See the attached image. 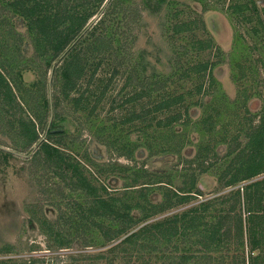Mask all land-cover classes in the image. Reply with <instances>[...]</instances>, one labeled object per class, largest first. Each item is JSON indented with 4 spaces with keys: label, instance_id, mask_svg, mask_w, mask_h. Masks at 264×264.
Here are the masks:
<instances>
[{
    "label": "rangeland",
    "instance_id": "obj_1",
    "mask_svg": "<svg viewBox=\"0 0 264 264\" xmlns=\"http://www.w3.org/2000/svg\"><path fill=\"white\" fill-rule=\"evenodd\" d=\"M8 1L0 0V145L28 156L0 151V264H11L10 257L27 258V264H264V172L228 185L248 175L240 160L253 154L264 166V0H121L122 11L143 7L129 33L131 51H123L131 62L122 68L95 58L96 45L77 44L84 34L55 58L59 35L51 30L69 12L49 32L33 19L29 23L45 13L41 5L33 16L23 15ZM68 54L73 61L66 64ZM80 61L85 70L76 79ZM143 63L145 75L138 69ZM3 77L25 108L11 102ZM50 90L52 135L46 133L51 102L43 104ZM167 99L170 109L157 112L161 122L148 124L155 113L138 116ZM27 115L38 140L44 137L59 152L34 149L38 142L31 140ZM195 177L190 203L155 213L153 203L168 205L172 190L189 189ZM258 180L248 201L225 218L232 191ZM210 200L214 220L223 223L214 235L206 231L209 218L198 217L188 229L186 222L174 223L177 234L149 233L152 249L145 252L138 250L142 241L107 249L121 239L105 248L84 247L80 240L54 251L48 245L50 223L58 219L64 237L83 236L92 220L111 223L103 217L112 216L110 205L138 221L149 212L137 229Z\"/></svg>",
    "mask_w": 264,
    "mask_h": 264
},
{
    "label": "trees",
    "instance_id": "obj_2",
    "mask_svg": "<svg viewBox=\"0 0 264 264\" xmlns=\"http://www.w3.org/2000/svg\"><path fill=\"white\" fill-rule=\"evenodd\" d=\"M26 0H12L8 1L6 4L7 6H13L18 8V11H22L23 15H32L36 9L39 8L41 5L40 11H45V13H41V15H38V17H31L29 19V23L31 24V20L33 19L34 22L41 26L42 30H48L54 28L57 23H59V19L63 17V13H68L64 17L67 18L65 23L61 25V27H56L55 29H52V33H57L59 35V44L55 46V51L53 52V56L56 58L58 55H60L69 45L73 43V41L86 29L87 25L94 19V17L102 10L107 0H37L34 1L33 4H26L24 5V2ZM148 1V0H145ZM42 2V3H40ZM147 3V2H146ZM143 4V3H142ZM122 1L121 0H109L108 4L105 6L104 11L102 13V16L99 18V20H96L94 24L84 33V35L80 38V40L77 42V44L85 46L88 45L92 47V45H96V51L94 57L100 60L108 61V66L112 67H119L122 68L124 63H130L131 59L126 55L123 51H131V45L132 41L129 38V33L133 29L137 23L140 22L141 18H143L142 8L131 6L128 11L125 7V10L122 11ZM101 7V8H100ZM242 8V7H240ZM77 13V15L75 14ZM46 14V16H45ZM51 17L53 21L51 22ZM63 17V19H64ZM43 32V31H41ZM45 33V32H44ZM47 43V41H46ZM116 43L118 46L116 45ZM66 64L67 62L70 63L73 61L71 60V54H68L66 56ZM127 60V61H126ZM79 64V71L76 72V79L80 77V74L85 70L83 69V64L81 61L78 62ZM84 65V64H83ZM57 67V66H56ZM55 67V69H56ZM148 65L143 63V65H140L138 67L139 72L142 75L146 74V70L148 69ZM67 73L66 76H69V71L66 69ZM115 71L111 73L114 74ZM65 76V77H66ZM152 77L155 79L156 83H159V80L161 79L159 76V72L155 69L154 73L152 74ZM71 80V79H70ZM69 80V81H70ZM3 86H5L6 91L9 94V97L11 99V102L20 108H25L24 102L21 99L20 95L16 94L13 90L11 83L7 80L6 77H3ZM73 86V85H72ZM104 86V84H102ZM71 88V85L67 87V92ZM157 90V87H156ZM78 104L82 103V97H78L76 99ZM168 100V99H167ZM48 103H50V100L48 99L47 95L43 98V104L48 107ZM171 104L168 101H157L153 104V107L150 109H143L142 112L139 113V117H143L144 119L147 118L148 113H155L153 117H149L148 124H153V120H158L161 122L163 119L158 118L157 112L159 111H165L166 109H170ZM51 107V105L49 106ZM145 113V114H144ZM29 116V117H28ZM177 117H175L173 120L176 121ZM170 120V119H169ZM24 121H27L29 124V129H32V126H35V121L33 117L30 115H27V118L24 119ZM53 122V121H52ZM51 125L55 124L52 123ZM28 125V124H27ZM49 127V129L46 131L48 135L56 134L54 132V125ZM33 136L32 141L38 142L40 139L39 134L37 130L32 129ZM61 132H57L59 134ZM39 145H41V148H47L48 146H51L52 151L59 152V149L56 145H51L46 139H44ZM39 147V146H38ZM37 147V148H38ZM0 151H3L5 153H10L6 149H1ZM255 155H250L247 160L242 159L239 161L240 167H246V172L248 175L246 177H243V175L240 178H233L232 182H230L228 185L233 184L232 186H236V184L239 183V181L255 177L261 173L264 172V166L262 164L263 161H260V163H256L255 160L257 159L254 157ZM256 156H259V151L256 153ZM228 159L229 156H228ZM228 161V160H227ZM230 163V162H229ZM257 164V165H256ZM256 166V167H254ZM196 180V181H195ZM195 180L190 185L189 189H178L181 192L173 191L172 196L167 200L168 205H163L160 203H153V206L155 207V213L165 212L168 209L174 208L175 205H182L187 202H189L192 199L193 192L192 188L196 185L197 177H195ZM261 183L260 180L255 181L251 185H246L243 187H238L237 189L232 191L231 197L234 198L232 203V208L229 209L233 210L237 204L240 206L244 205L248 199H249V189L253 186H257ZM199 188V187H198ZM200 189V188H199ZM75 192H77V188H74ZM170 193H168L169 195ZM229 194H224L223 197H227ZM222 196L217 197L221 199ZM79 200V199H76ZM216 201V200H215ZM190 203V202H189ZM78 201L75 202L74 205L69 204L70 209L77 207ZM212 204H215V202L212 203L210 200L208 203L205 201H202V204L200 206L194 205L190 207L189 209L183 210L182 212H177L171 215V218L161 220L157 223H145L144 225L140 226L139 228L135 229L139 222L144 221L148 219L149 212L145 213L141 220L138 221L134 216H131L129 212H121L119 207H116L115 205H110L112 216L107 215L106 213L103 215V217L107 220H110L111 223H105L101 219H99L100 223H94L95 220H92L88 231H85L83 233V236L81 234H76L75 236L69 235L68 237H64L65 233H63L62 223L63 220L58 219L53 221L51 224V227H49L52 231L49 232V248L51 250H59L62 248H70L66 246H71L73 244L74 240H80L81 243L85 246L89 245H96L98 247L107 246L112 242V240H118L121 239L117 244L112 245L110 248H107L109 250H115L116 247H118L120 244L123 245L125 243L131 244L133 248H135V243L142 241V244L139 246L140 251H149L152 249V247L147 244L149 241V233H157L160 232V235L165 234V232H171L173 234H177L179 231V228L177 227V224L174 223H180V221L186 222L188 225L186 226V229L192 226V224L195 222L196 218L198 217H208L207 222L211 225H214L213 228L207 225L206 231L209 234V230L211 232V235H214L218 230L223 226V223L220 221H215L213 217V214L209 211V208L212 206ZM159 208V209H157ZM154 213V214H155ZM230 213H227L224 215L225 218H230ZM252 214V213H250ZM62 215L65 217L66 213H62ZM70 215V214H69ZM66 215V216H69ZM98 215H101L100 213ZM127 216V220L123 221V217ZM121 218V219H118ZM146 222V221H145ZM231 223V222H229ZM244 219L242 218V214L239 215V229H242V235L244 234L243 229ZM71 224L67 225L70 226ZM182 225V224H181ZM56 226L58 229H56ZM170 226V227H169ZM174 226V227H173ZM195 226V223L193 224ZM229 226V225H228ZM227 226V227H228ZM66 227V228H67ZM154 228H158V231H154ZM171 228V229H170ZM175 228V230H174ZM229 230V231H227ZM227 232H230L231 229L228 227L226 229ZM211 235H206L207 237ZM73 236V237H72ZM216 236H211V240H214ZM52 239L55 241V243H51ZM159 243L161 242V236L157 237ZM218 240V239H217ZM106 249V250H107ZM125 249H130L125 247ZM163 246L159 247V251H163ZM157 250V251H158ZM11 262L16 264H27L28 259L27 258H21L13 260L11 257ZM11 263V264H12Z\"/></svg>",
    "mask_w": 264,
    "mask_h": 264
},
{
    "label": "water",
    "instance_id": "obj_3",
    "mask_svg": "<svg viewBox=\"0 0 264 264\" xmlns=\"http://www.w3.org/2000/svg\"><path fill=\"white\" fill-rule=\"evenodd\" d=\"M108 2H109V0H107V2L105 3V5H104V7L102 8V10L94 17V19L88 24V26L86 27V29L79 35L80 37L87 31V29L88 28H90V26L102 15V13H103V11H104V8H105V6L108 4ZM79 37V38H80ZM78 38V39H79ZM78 39H76V41L78 40ZM76 41H74L70 46H72V45H74L75 44V42ZM69 48L70 47H68L64 52H63V54L60 56V58H63L66 54H67V52H68V50H69ZM55 67H56V63H54L53 64V66H52V70H51V76H50V85H51V83H52V77H53V73H54V70H55ZM50 102H51V109H52V113H51V116H50V120H49V123H48V129H49V127H50V124H51V122H52V120H53V116H54V113H53V101H52V91L50 90ZM44 140V137H41V139L38 141V143L34 146V149H36L38 146H39V144L42 142ZM0 148H2V149H6V150H8V151H11V152H14V153H18V154H21V155H24V156H28L27 154H24V153H21V152H18V151H16V150H13V149H11V148H8V147H5V146H2V145H0Z\"/></svg>",
    "mask_w": 264,
    "mask_h": 264
}]
</instances>
